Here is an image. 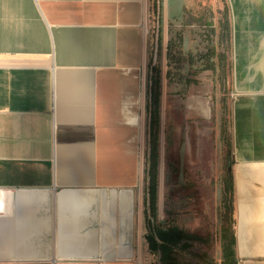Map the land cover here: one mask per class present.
Listing matches in <instances>:
<instances>
[{
  "label": "crops",
  "instance_id": "1",
  "mask_svg": "<svg viewBox=\"0 0 264 264\" xmlns=\"http://www.w3.org/2000/svg\"><path fill=\"white\" fill-rule=\"evenodd\" d=\"M149 1L0 0V264H143ZM228 5L236 264H264V0ZM165 109L205 171V98Z\"/></svg>",
  "mask_w": 264,
  "mask_h": 264
},
{
  "label": "rangeland",
  "instance_id": "2",
  "mask_svg": "<svg viewBox=\"0 0 264 264\" xmlns=\"http://www.w3.org/2000/svg\"><path fill=\"white\" fill-rule=\"evenodd\" d=\"M149 2L141 186L144 228L148 217L151 226H176L196 236L177 246L167 264H235L236 255L229 258L225 250L234 230L233 200L226 191L234 99L228 0H180L175 11L170 9L169 0ZM158 75L159 119L151 124L148 102ZM188 92L201 94L207 102V118L200 124L208 143L205 171L193 160L185 162L181 131L176 127L178 147L167 150V140L173 136L168 135L165 126L167 95ZM151 131L155 150L150 169ZM195 131L197 139L198 126ZM192 154H198L197 147ZM152 179L155 210L150 206ZM143 264H164L161 252L145 249Z\"/></svg>",
  "mask_w": 264,
  "mask_h": 264
},
{
  "label": "trees",
  "instance_id": "3",
  "mask_svg": "<svg viewBox=\"0 0 264 264\" xmlns=\"http://www.w3.org/2000/svg\"><path fill=\"white\" fill-rule=\"evenodd\" d=\"M161 40V33H159L158 41L160 43ZM154 86L151 88V96L150 101L148 102V108L150 113V119L151 124L155 120L159 119V102H160V85H161V79L158 75L154 80ZM151 140L149 142V168L151 169L152 161H153V151L155 150V146L153 145V132H150ZM155 139V137H154ZM228 185L226 186V191L230 193L232 200H233V175L232 171H228ZM155 203H156V189H155V181L154 179L151 180L150 183V206L152 207V210H155ZM149 218H146V239L149 242V247L152 251H160L161 252V259L164 264H167L168 256L172 254L174 251H176L177 246H179L183 241H188L190 239L196 238V236H193L186 231H184L182 228H178L176 226H168L165 228L151 226L149 223ZM235 243H236V237L233 230L232 237L230 239L229 243L225 244V250L227 257L230 258V256H235ZM235 261V260H234ZM231 264V263H230ZM236 264V261H235Z\"/></svg>",
  "mask_w": 264,
  "mask_h": 264
}]
</instances>
